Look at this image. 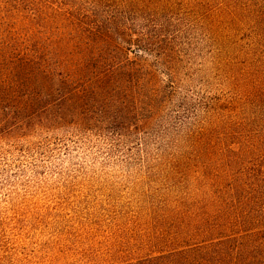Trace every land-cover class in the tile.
<instances>
[{
	"label": "rangeland",
	"instance_id": "obj_1",
	"mask_svg": "<svg viewBox=\"0 0 264 264\" xmlns=\"http://www.w3.org/2000/svg\"><path fill=\"white\" fill-rule=\"evenodd\" d=\"M253 1L0 0V264L197 240L175 236L177 212L245 139L231 102L256 57ZM123 9L134 43L108 21Z\"/></svg>",
	"mask_w": 264,
	"mask_h": 264
},
{
	"label": "trees",
	"instance_id": "obj_2",
	"mask_svg": "<svg viewBox=\"0 0 264 264\" xmlns=\"http://www.w3.org/2000/svg\"><path fill=\"white\" fill-rule=\"evenodd\" d=\"M248 9L256 57L241 71L245 89L231 102L247 113L237 124L245 139L223 155L226 171L196 189V207L177 212L182 228L175 236L197 240L112 264H264V3L250 2ZM107 17L122 41L138 40L128 23L133 15L123 9ZM115 33L108 29L106 37L119 41Z\"/></svg>",
	"mask_w": 264,
	"mask_h": 264
}]
</instances>
